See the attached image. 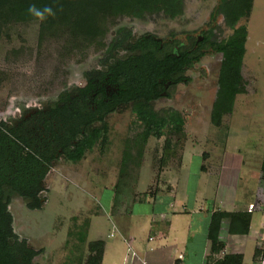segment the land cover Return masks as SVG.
<instances>
[{
    "label": "trees",
    "instance_id": "trees-1",
    "mask_svg": "<svg viewBox=\"0 0 264 264\" xmlns=\"http://www.w3.org/2000/svg\"><path fill=\"white\" fill-rule=\"evenodd\" d=\"M216 1L210 18H223L224 27L231 31L226 40L217 42L213 30H209L195 40V48L165 51L157 37L146 34L132 41L130 30L120 28L107 49L112 52L129 43L125 58L104 71L87 74L84 86L72 94L63 93L50 106L30 114L26 111L12 123L0 121V264H37L34 259L43 253V249L35 250L14 233L8 210L11 201L20 198L30 211L42 209L40 194L45 191L44 179L50 169L60 159L76 164L96 147L103 153L108 145L106 117L119 108L131 107L142 128L143 147L150 138L163 137V151L183 147L185 121L181 113L172 109L155 111L152 105L168 97L167 88L189 82L184 73L204 57L206 48L222 55L210 123L218 128L222 118L232 114L236 97L245 92L241 68L248 31L238 23L250 16L254 0ZM46 8H51L54 15ZM183 11L184 0H0V42L13 26L37 23L40 41L63 35L68 52L95 44L103 47L109 25L121 16L144 21L160 14L174 20ZM172 138L176 143L172 144ZM133 161L131 150L124 151L119 174H124ZM128 177L125 175L123 181ZM224 220L228 221L229 234H248L249 214L212 213L207 233L211 254L223 248L219 233ZM87 251L84 264H100L104 243L90 242ZM214 264H242V256L225 255Z\"/></svg>",
    "mask_w": 264,
    "mask_h": 264
},
{
    "label": "rangeland",
    "instance_id": "rangeland-1",
    "mask_svg": "<svg viewBox=\"0 0 264 264\" xmlns=\"http://www.w3.org/2000/svg\"><path fill=\"white\" fill-rule=\"evenodd\" d=\"M217 4L216 0H184L183 14L174 20L160 14L144 21L121 16L109 25L103 47L95 44L72 52H68L63 35L40 41L37 23L13 26L7 38L0 42V121L12 123L29 109L50 106L63 93L72 94L84 86L87 74L104 71L114 61L125 58L129 43L112 52L107 49L120 28L130 30L132 41L146 34L157 37L165 51L179 47L190 49L195 40H200L209 30H213L217 42L226 40L231 31L224 27L223 18H210ZM239 25H245L248 31L241 68L245 92L237 97L234 113L222 121L220 130L210 123V109L217 91L222 55L211 49H204V57L185 71L188 83L167 88L168 97L163 96L152 105L155 111L172 109L181 113L185 121L183 146L203 144L204 139L218 134L225 136V130L233 127L230 128L233 133L230 146L243 149L246 136L237 126L246 118L251 119L247 113L256 114L264 124V0H254L250 16ZM106 123L108 145L103 153L96 147L76 164L60 159L50 169L44 179L45 191L40 194L44 200L42 209L30 211L20 198L11 201L8 210L13 218L14 233L35 250L43 249L34 259L37 264H78L77 257L81 258L79 264H84L88 256L85 241L88 219L84 212L97 193L93 189L97 177L104 181L98 186L111 188L115 181H121L122 189L125 175L147 180L150 171L158 176L161 160L166 161L161 157L168 154L162 150L165 137L150 138L143 147L142 128L130 106H123L107 116ZM174 143L176 138H172ZM128 149L134 161L124 169L122 176L120 160ZM136 162L139 164L135 165ZM236 163L230 167L237 166ZM228 167L225 164L226 170ZM197 169L194 161L192 173ZM103 222L106 227L108 221ZM94 236L92 231L89 238Z\"/></svg>",
    "mask_w": 264,
    "mask_h": 264
},
{
    "label": "crops",
    "instance_id": "crops-1",
    "mask_svg": "<svg viewBox=\"0 0 264 264\" xmlns=\"http://www.w3.org/2000/svg\"><path fill=\"white\" fill-rule=\"evenodd\" d=\"M247 114L251 119L237 126L246 136L243 149L230 146L229 127L225 136L163 151L168 154L161 156L166 161L161 160L158 176L150 171L144 181L126 178L119 190L118 181L104 188L98 186L103 179L96 178L97 193L84 212L85 241L104 243L100 264H214L225 255H241L242 264H264V124L256 114ZM194 161L198 169L192 173ZM217 211L249 214L250 225L248 234L231 235L224 220L219 233L223 248L211 254L207 233Z\"/></svg>",
    "mask_w": 264,
    "mask_h": 264
},
{
    "label": "clouds",
    "instance_id": "clouds-1",
    "mask_svg": "<svg viewBox=\"0 0 264 264\" xmlns=\"http://www.w3.org/2000/svg\"><path fill=\"white\" fill-rule=\"evenodd\" d=\"M29 10L33 12L34 11V8H30ZM45 11L48 12L50 15H54V13L52 12V9L51 8H46ZM36 15L37 16H40L39 13H36Z\"/></svg>",
    "mask_w": 264,
    "mask_h": 264
},
{
    "label": "flooded vegetation",
    "instance_id": "flooded-vegetation-1",
    "mask_svg": "<svg viewBox=\"0 0 264 264\" xmlns=\"http://www.w3.org/2000/svg\"><path fill=\"white\" fill-rule=\"evenodd\" d=\"M194 48H195V46H194ZM196 64H197V63H196ZM35 110H38V109H29V110H28V111H29V114H30V113H33ZM24 114H25V113H23L22 116H23ZM29 114H26V115L28 116ZM22 116H21V117H22Z\"/></svg>",
    "mask_w": 264,
    "mask_h": 264
},
{
    "label": "built area",
    "instance_id": "built-area-1",
    "mask_svg": "<svg viewBox=\"0 0 264 264\" xmlns=\"http://www.w3.org/2000/svg\"><path fill=\"white\" fill-rule=\"evenodd\" d=\"M252 209H253V206L252 205L248 206V210L249 211H252Z\"/></svg>",
    "mask_w": 264,
    "mask_h": 264
}]
</instances>
